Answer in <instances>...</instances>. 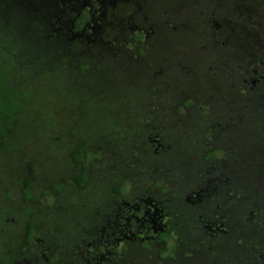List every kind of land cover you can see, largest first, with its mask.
Masks as SVG:
<instances>
[{
  "label": "trees",
  "instance_id": "1",
  "mask_svg": "<svg viewBox=\"0 0 264 264\" xmlns=\"http://www.w3.org/2000/svg\"><path fill=\"white\" fill-rule=\"evenodd\" d=\"M94 1L74 11L75 0H0V243L11 241L0 264H245L246 249L264 264V236H249L254 217L264 219V147L260 159L252 151L238 157L220 141L230 110L233 124L251 113L252 128L264 132V46H248L264 39V1L231 4L246 20L237 31L218 10L220 29L204 37L167 10L141 9L144 18L136 8L118 14V0ZM94 19L105 29L96 45L83 38ZM158 25L174 49L169 61L177 69L193 61L194 70L181 69L203 97L180 104L197 103V116L173 102L175 87L127 74L158 50ZM201 38L202 47L188 43ZM40 45L47 49L36 55ZM167 94L172 104L161 111L156 101ZM88 110L112 114L113 132L100 143ZM127 137L126 155L103 148ZM251 167L262 173L258 184L239 174Z\"/></svg>",
  "mask_w": 264,
  "mask_h": 264
},
{
  "label": "rangeland",
  "instance_id": "2",
  "mask_svg": "<svg viewBox=\"0 0 264 264\" xmlns=\"http://www.w3.org/2000/svg\"><path fill=\"white\" fill-rule=\"evenodd\" d=\"M91 1H94V0H75V2L73 3L74 11L80 9L84 3H92ZM95 1H100L101 3L106 2L107 4H109L110 2L115 1V0H95ZM234 1L236 2L237 0H163L162 2H160L159 0H118L114 8L116 12L120 15H122L125 12V10H129L130 12H133V10L136 8L137 11L139 10L138 12L144 18H147L148 14H144L142 12L143 10L145 12L148 10L150 15H153L154 12H162L163 10H167L169 11L168 13L171 15L175 16L176 14H178L177 16H175L178 18L176 20L180 21L181 19H184L188 21L192 26L196 27V29L200 31L201 32L200 34L204 37V33H206L207 31L211 33L213 29H220L221 25L219 24V22L217 21L215 17L218 10H224V12L226 13L225 15L230 16L229 22L223 25L232 26L233 30H234L233 26H235L236 31L239 26H242V24L244 23L242 20H245V18L241 20L240 18L235 16L237 14L233 10V5H231ZM64 2H67V0H64ZM236 10L237 9H235V11ZM246 10H248V8ZM257 12H260L259 9L253 10L254 14ZM2 14L3 15L6 14L5 8H3L2 10ZM103 16H102V20L105 21L106 17H103ZM161 16L163 17V15ZM7 17L9 18L8 15ZM57 17L62 18L60 13H57ZM97 18L98 17H96V19ZM96 19H94V22L96 21ZM241 21H242V24L239 25ZM156 23L159 24L158 21H156ZM168 23L169 22L166 19H163L160 21V24H163L164 26H167ZM14 26H15V23L14 22L12 23L10 21V25L5 27L3 31H5V34H10L9 28L11 29ZM161 26L162 25L156 26L158 27L157 32H156V38L158 40V43H157L158 50H156L154 55L152 54L149 55V53L146 52L143 58L145 60L141 62V65H139V67H135L133 65L134 68L129 67L127 74L129 77H132V76L136 77V79L140 81L141 85H144V86H151L154 83L157 85L158 89H160L161 87L166 89L168 86L175 87V89L172 92L173 102L174 103L177 102V104L180 105V108L183 109L184 111L190 114H194V116H197V114H201L204 112V110L201 107L196 106L197 103H194V106L192 105L187 106V105L180 104L181 101H183L184 99H187L188 97H191L192 94H194V96H197L199 99L203 97L202 95L203 92L201 90L199 91V85L195 86L193 82L188 78L187 74L189 70L181 69V67H184L183 65H186V67H190L192 70H194L193 69L194 65L192 63L193 61L189 60L188 63H183V64L180 63L178 65V68L180 67V69H177V65H175L176 58L173 60L174 65L172 64L171 61H169V57L173 55L174 49L170 46V43H167L169 42L170 38L164 36V33L167 30V28L166 27L161 28ZM206 26H209L211 28L207 29ZM14 35L18 37L19 39V34L17 33V30H15V28H14ZM146 40H147V43L154 41V34L148 33L145 41ZM171 43L176 44V41L172 40ZM188 43H190L192 47H200V44L202 47L203 38L200 39V42H196L195 40L192 39ZM17 44L18 42L11 43L9 46L10 47L9 49L16 50V48L18 47ZM212 45H216V44H212L211 42L206 44V51L208 50L210 51V49L213 48L211 47ZM252 45L258 46V48L263 47L264 39L263 40L255 39L252 42V44L248 46L252 47ZM152 47L153 45L146 48V50L150 52ZM46 49H47L46 45L45 46L40 45V48L38 47L32 48L33 52L36 55L45 53ZM163 55H164V60H163ZM184 61H187V60L185 59ZM162 63H165V64H162ZM135 69L137 71H135ZM202 82H203V79H202ZM166 100L168 101L171 100L168 94L167 96H165V98L161 96L156 101L159 103L158 105L161 111H169L170 109V108L168 109V104L171 105L172 101L168 102L167 104ZM150 103L151 105L152 103L155 104V102H147V101L140 100V105L147 109ZM10 108L14 110L12 106H10ZM13 110H10V112ZM145 111L146 110L144 111L142 110L141 113L145 114ZM87 113H88V115L86 116L87 121L88 122L91 121V123L93 122L97 123V126L94 127L93 129L95 132V136L98 139L97 142L98 143L102 142L105 136L110 137L113 130L110 129L109 122H108V119H106V117L111 118L112 114H107L105 112L93 113V110H88ZM237 119H238V114H235V111L230 110V112L228 113L227 120L230 121L232 125L229 127L224 126L223 133L220 136V141H224L226 145L233 146L235 148V151L238 157L239 156L242 157L243 153H245L246 151L248 152L252 151L251 157L253 159L254 157L256 159H260L261 154L258 153V155H256V151L258 150L259 147H264V132L261 133L258 130V128H255V129L252 128L253 116L251 113H248L246 120L242 122L240 125L233 124V121H236ZM126 123L127 122L123 120V124H126ZM119 125L120 123L117 124V126ZM203 126H207V123L202 126L200 124L195 125L194 128L197 131H202ZM109 130H111V132H109ZM129 141H130L129 137H127L126 141L122 145L119 144L120 141H118L119 143H116L117 141H112L111 145L106 143L105 145H103V148L107 151H116L118 148L122 149L123 146L128 145ZM123 151L126 155V152H125L126 150H123ZM122 170H123V167H122ZM239 174L240 176L244 175V177H246L248 174V177H247L248 180L246 179L247 183L248 181L249 183L253 182V179L255 177L257 184L260 180L258 179L259 176L262 175L260 170H256L254 167H251L247 172L239 171ZM257 175H258V178L256 177ZM236 190L240 191L239 189H236ZM77 196H79V194L72 193V197H77ZM68 198H69V194L67 195V199ZM248 198L253 200L254 197L249 194H244V199H248ZM257 200L259 202H262L263 197H260ZM178 203L181 204V202H178ZM250 225H251V228L249 231V236H252L253 238L254 237L261 238L262 236H264V219H262L260 216L254 217ZM10 243L11 241H4L3 243H0V257H1V254L4 253V250ZM239 251L240 250H238V252ZM243 251H244L242 252L243 260L245 261V264H259L257 259L254 256V252L252 251L249 252L247 249ZM238 257L241 258L239 255ZM238 264H241V263H238Z\"/></svg>",
  "mask_w": 264,
  "mask_h": 264
},
{
  "label": "flooded vegetation",
  "instance_id": "3",
  "mask_svg": "<svg viewBox=\"0 0 264 264\" xmlns=\"http://www.w3.org/2000/svg\"><path fill=\"white\" fill-rule=\"evenodd\" d=\"M95 9L97 11H103L101 8L96 7ZM104 12H101V15H103ZM100 15V14H99ZM98 24V25H97ZM94 26H96L95 28L92 27V31L90 30L89 32H86L83 35L84 40L89 41V42H93V45H96L98 43H101V41L98 40H102V34L105 32L104 26L102 25V23L100 22H95ZM254 81V79H253ZM141 204V203H140ZM144 212H148L150 210V208H145L143 207L142 209ZM154 214V212H152ZM153 218V217H152Z\"/></svg>",
  "mask_w": 264,
  "mask_h": 264
}]
</instances>
